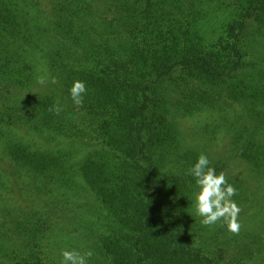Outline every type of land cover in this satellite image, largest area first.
Masks as SVG:
<instances>
[{"label":"rangeland","instance_id":"1","mask_svg":"<svg viewBox=\"0 0 264 264\" xmlns=\"http://www.w3.org/2000/svg\"><path fill=\"white\" fill-rule=\"evenodd\" d=\"M24 2L16 6L29 11L22 42L42 47L23 64L48 82L13 88L18 63L0 46L12 84L0 82V264H11L7 251L28 226L25 205L48 224L42 260L20 252L27 264H61L73 249L92 252L87 264H264V0H76L97 9L102 34H89L116 51L94 66L82 64L87 44L59 26L51 0L31 10ZM200 57L214 75L185 65L162 76ZM77 80L87 90L82 107L70 96ZM57 102L59 115L49 111ZM201 154L236 189L238 234L196 215L188 170ZM145 169L150 197L133 192ZM140 199L152 203L155 228L137 239ZM155 241L166 250L149 248Z\"/></svg>","mask_w":264,"mask_h":264},{"label":"trees","instance_id":"2","mask_svg":"<svg viewBox=\"0 0 264 264\" xmlns=\"http://www.w3.org/2000/svg\"><path fill=\"white\" fill-rule=\"evenodd\" d=\"M53 3L50 5L51 7L55 8L56 11H58V15L60 16V19L57 21L59 26L64 27V29L67 31L66 33L69 35V37L73 40H77L80 44H87V52L85 53V57L81 59L82 64L86 63V65H92L94 66V63H99L103 61L111 60L113 61L116 56L115 49H108V50H102L100 45L97 44L95 41L94 35L97 34L100 36L102 34L101 31H99L100 22H96L94 25V18L98 14L97 9H94V6L92 3H88L86 7L82 3H77L76 0H51ZM4 4L2 7H0V46H5L9 49L10 54H12L9 58L6 59L7 62H13L18 63V75L16 80L13 81V88L14 87H24L25 90L31 88L35 83H37V80L39 77H41L40 71L38 67L35 65L26 66L23 63L24 61L30 60L31 56H35V54L38 52L40 47H42L41 44H38L37 47H28V45H24L22 41H24L23 37L25 36L24 30L22 25L26 24V19L28 18V10L26 13H20V9H17L16 6L20 2H24L23 0H2ZM28 9H34V4L38 5L40 8V4H45L44 0H28V3L24 2ZM81 11H80V8ZM143 8L142 3H138L135 5V7H132L131 11H134L136 15L139 13V11ZM26 9V8H25ZM45 11V9H42ZM28 20V19H27ZM19 23V24H18ZM10 26V31L5 26ZM93 25V26H92ZM114 27L116 28V24H114ZM22 27V28H21ZM93 29L96 30L95 34H89V30ZM109 39V38H108ZM91 40V42H90ZM142 42V39H141ZM32 47V48H31ZM33 49H35L33 51ZM125 48L122 49V52L119 54L121 55ZM140 50V49H139ZM238 52V50H237ZM240 53V51H239ZM185 65L193 66V68L198 69L199 72L203 75H214L215 73L212 71L211 66L208 62V60L205 57H200L197 59H193L191 61H177L176 63H173L169 65L167 70H165L162 73L163 77H167V75L171 74V71L179 69L180 67H183ZM75 70V69H74ZM81 71V69H77ZM87 72V71H86ZM83 73H80V77L83 76ZM89 73H87L88 75ZM111 78V77H110ZM10 75H5L4 70L0 68V82L9 81L10 82ZM117 77H112L110 79L111 84H114L117 81ZM127 83V82H126ZM1 85V83H0ZM10 85L12 86L11 82ZM95 86H98V83H95ZM85 100V99H84ZM148 101H144V107L148 106ZM143 107V109H144ZM142 109V110H143ZM28 110V109H26ZM31 111H26L27 115L30 116ZM34 118V117H32ZM35 119V118H34ZM36 120V119H35ZM36 122V121H35ZM37 125L39 123H36ZM173 142L177 143V139L174 138ZM175 143V144H176ZM175 154V153H174ZM177 156V155H176ZM172 159V157H170ZM175 159V157H173ZM54 164H57V159H53ZM149 169H145V173L142 174L143 177H140V179L137 181V185L134 193H143L145 197H150L148 195V192H146V189L144 186L147 184H150V174ZM94 179V181H100L102 179V176L98 173H95V175L92 173L91 175ZM128 174H126V177ZM88 178V177H87ZM153 178V177H152ZM126 182V181H125ZM153 187V184L151 188ZM149 188V190H151ZM40 194L39 192H37ZM129 196L131 194L127 193V198L125 201L131 199ZM139 203V202H138ZM141 204V205H140ZM135 207L137 208L138 212H140L141 221H137L135 219V222L139 225V234L137 235V239L141 237L142 232L145 230H148V228H155V225L152 224L154 213H153V206L152 203L149 201L147 205H142V200L140 199L139 204H135ZM25 210H29L30 216L27 218V224L28 226L23 228H19L18 234L20 235V238H16L14 240L15 244H18L19 241L22 242L23 247H18L14 244V247L12 249H8V257L7 259L10 261L11 264H27L28 259H25L24 261H21V255L20 252L23 250H27V247L34 251V255L38 260H42V254L43 251L40 249L44 235L47 231V218L46 216L42 214H37L36 211L31 209L29 205L24 206ZM135 218V217H134ZM154 230V229H153ZM158 235V233H156ZM158 240V238L156 239ZM154 248L157 252L165 251L164 244L160 241H155L154 245H149V248ZM156 252V253H157ZM34 264V263H30ZM139 264L141 262L139 261Z\"/></svg>","mask_w":264,"mask_h":264},{"label":"clouds","instance_id":"3","mask_svg":"<svg viewBox=\"0 0 264 264\" xmlns=\"http://www.w3.org/2000/svg\"><path fill=\"white\" fill-rule=\"evenodd\" d=\"M47 82L48 79L44 76L37 80L41 85ZM50 82L58 83L55 77H52ZM86 91L84 82L77 80L73 83L70 96L74 105L83 106ZM49 111L59 115L62 108L57 102ZM209 163L207 156L201 154L195 165L188 170V174L195 178L196 187L199 189L194 192L196 215L202 218L201 224L204 226H211L222 220L229 232L238 234L241 227L238 222L241 209L232 199L236 195V189L227 182L223 172L217 175L215 169L209 167ZM91 256V251L81 254L75 249L64 250L61 264H87V258Z\"/></svg>","mask_w":264,"mask_h":264}]
</instances>
